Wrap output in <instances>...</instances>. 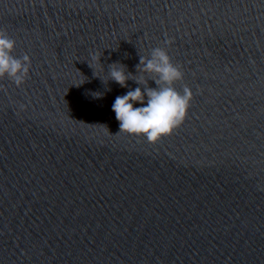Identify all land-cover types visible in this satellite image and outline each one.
Wrapping results in <instances>:
<instances>
[{"label": "water", "instance_id": "1", "mask_svg": "<svg viewBox=\"0 0 264 264\" xmlns=\"http://www.w3.org/2000/svg\"><path fill=\"white\" fill-rule=\"evenodd\" d=\"M0 30L31 59L0 78V264H264V0H0ZM156 47L193 99L152 144L103 81Z\"/></svg>", "mask_w": 264, "mask_h": 264}, {"label": "clouds", "instance_id": "2", "mask_svg": "<svg viewBox=\"0 0 264 264\" xmlns=\"http://www.w3.org/2000/svg\"><path fill=\"white\" fill-rule=\"evenodd\" d=\"M15 43L5 31L0 30V78L7 77L17 87H21L29 78L31 59L27 54L22 58L14 57L12 52ZM164 43L171 45L173 41L168 39ZM94 59L104 67L101 56ZM107 72L110 79L103 81L106 84L114 81L121 87L128 88V81L132 80L139 85L129 89L126 94L117 96L112 105L120 132L143 135L149 143L156 144L173 134L186 120L193 92L187 86L182 93L174 87L177 81L183 79L184 74L172 63L164 48L156 47L151 50L150 56H140L135 74L119 62L110 64ZM150 80L157 87L149 86ZM137 103L143 106L136 107Z\"/></svg>", "mask_w": 264, "mask_h": 264}]
</instances>
